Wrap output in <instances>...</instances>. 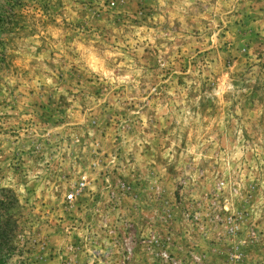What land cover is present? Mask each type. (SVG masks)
<instances>
[{"label":"rangeland","instance_id":"rangeland-1","mask_svg":"<svg viewBox=\"0 0 264 264\" xmlns=\"http://www.w3.org/2000/svg\"><path fill=\"white\" fill-rule=\"evenodd\" d=\"M0 244L264 264V0H0Z\"/></svg>","mask_w":264,"mask_h":264},{"label":"built area","instance_id":"built-area-1","mask_svg":"<svg viewBox=\"0 0 264 264\" xmlns=\"http://www.w3.org/2000/svg\"><path fill=\"white\" fill-rule=\"evenodd\" d=\"M84 182H80L77 186V188H75L74 191L70 192L68 195H67V200L68 201H71L75 198V195L79 192V190H81L83 187H84Z\"/></svg>","mask_w":264,"mask_h":264},{"label":"trees","instance_id":"trees-1","mask_svg":"<svg viewBox=\"0 0 264 264\" xmlns=\"http://www.w3.org/2000/svg\"><path fill=\"white\" fill-rule=\"evenodd\" d=\"M0 250H2V248H1V244H0Z\"/></svg>","mask_w":264,"mask_h":264}]
</instances>
